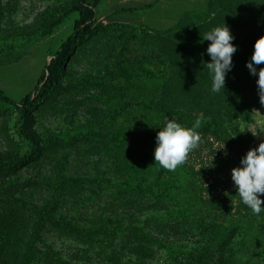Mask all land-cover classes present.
I'll return each mask as SVG.
<instances>
[{
  "label": "rangeland",
  "instance_id": "rangeland-1",
  "mask_svg": "<svg viewBox=\"0 0 264 264\" xmlns=\"http://www.w3.org/2000/svg\"><path fill=\"white\" fill-rule=\"evenodd\" d=\"M74 1L0 0V87L15 100L33 91L46 63L73 31L77 13L53 34L41 35ZM154 1L104 0L97 11L106 16ZM206 4L159 0L146 11L118 13L112 20L124 26L77 47L54 94L43 103L25 114L0 105V159L29 155L18 168L22 180L38 183L29 200L37 206L52 203L56 219L76 230L48 224L36 242L33 264H264V251L260 256L250 251L261 248L256 240L264 213L251 226L227 232L214 225L204 232L197 224L157 219L177 207L158 202L152 192L175 185L167 175L156 177L138 158L154 156L164 117L138 110L122 123L124 130L131 123H145L141 138L146 148L138 137L114 144L106 135L109 103L163 98L188 114L214 115L248 148L264 139L258 76L246 67L255 41L264 35V0H222L215 9ZM225 23L237 45L233 57L244 56L245 63L234 62L225 87L213 93L204 67L210 60L209 41L201 42V37ZM157 80L166 81L167 97ZM197 131L200 142L185 162L195 168L206 192L224 196L228 211L213 218L217 224H230L251 210L231 178L241 158L208 130ZM153 238L165 245L151 242ZM198 256L201 260L195 262Z\"/></svg>",
  "mask_w": 264,
  "mask_h": 264
},
{
  "label": "trees",
  "instance_id": "trees-1",
  "mask_svg": "<svg viewBox=\"0 0 264 264\" xmlns=\"http://www.w3.org/2000/svg\"><path fill=\"white\" fill-rule=\"evenodd\" d=\"M103 1L75 0L68 9L42 28L41 35L53 34L69 17L75 13L78 14L74 22L73 31L63 40L53 54L52 59L46 63L33 91L28 93L22 100L17 101L0 87V105L7 109L17 110L22 114L37 107L54 94L57 81L77 47L104 33L115 34L116 27L124 26L120 25L119 21L112 20L116 14L126 11H146L155 7L159 0L140 6L122 7L106 16H102L97 11ZM221 1L207 0L206 8L215 9ZM193 43L196 44L197 40H194ZM232 59L233 65L234 62L245 63L244 56L241 55L234 56ZM157 83L161 86L159 91L165 93L163 97H167L170 89L165 84L166 81L157 80ZM109 106L111 109L110 121L106 125V135L114 144L133 139L134 137L141 138L144 135L142 133L147 128L144 125L145 123H131L125 130L121 127L124 120L130 119L134 112L140 110L144 111L146 116L175 117L186 126H191L197 117L202 116L201 127L197 130H208L216 139L225 142L230 151L240 158L250 149L238 137L234 136L228 128L224 127L214 115L209 113L202 115L188 114L186 111L177 109L176 106L168 103L163 98H126L118 104L109 103ZM140 143L146 148L147 142L145 138H141ZM28 158L29 155L27 154H19L10 158L0 159V264H33L36 242L50 223L63 229L76 231L64 221L59 222L56 219L54 216L56 208L52 206V203H48L47 206H37L29 200V197H33L32 189L37 187L38 183L31 182V180H22V173L18 171L21 165L27 164ZM138 162L140 164L142 162L146 167L149 166L152 170H155L156 177L158 175H167L175 185L173 188L152 192L158 202H170L177 207V210L171 215L157 216L158 220L167 219L168 221H173L172 223L197 224L204 232L211 231V225H214V228H218L220 232H227L232 228L238 229L251 226L254 224L255 219L264 213L257 215L252 213L251 210L241 212L234 222L217 224V219L213 217L218 212L226 215L228 211L227 201L222 195L212 194L208 190L206 192V189L197 182L196 170L193 166L184 162L182 165L177 166L175 170L170 171L155 162L154 156H142L138 158ZM53 185L51 184V186ZM54 186L58 187V189H64L63 186L58 184ZM146 190L150 191L149 189ZM17 191L21 193L19 196L15 195ZM180 208L185 209V211L182 212ZM153 218L154 216L152 215L149 219L152 220ZM260 233L261 236L256 241L259 242L261 248L250 250L253 256H260L264 251V235H262L264 234V224L260 229ZM146 241L148 242V240ZM151 242L162 246L165 245L164 240L157 238H153ZM199 260H201V256H198L195 262Z\"/></svg>",
  "mask_w": 264,
  "mask_h": 264
},
{
  "label": "clouds",
  "instance_id": "clouds-1",
  "mask_svg": "<svg viewBox=\"0 0 264 264\" xmlns=\"http://www.w3.org/2000/svg\"><path fill=\"white\" fill-rule=\"evenodd\" d=\"M234 38L226 23L213 27L201 37V42L209 41L206 52L210 60L204 61V67L211 76L213 93L225 87L226 74L233 67L232 58L237 50V45L233 43ZM262 64H264V35L255 41L251 58L246 63L251 74L258 76L256 83L259 99L264 105V66L257 67ZM202 121V116L197 117L191 126H186L175 117H165L155 137V162L170 171L182 165L188 153L200 142L201 137L197 129L201 127ZM227 154L225 150V155ZM231 173L241 202L254 214L264 212V139L242 156L239 165L233 167Z\"/></svg>",
  "mask_w": 264,
  "mask_h": 264
},
{
  "label": "crops",
  "instance_id": "crops-1",
  "mask_svg": "<svg viewBox=\"0 0 264 264\" xmlns=\"http://www.w3.org/2000/svg\"><path fill=\"white\" fill-rule=\"evenodd\" d=\"M139 1H142V0H139ZM143 1L145 2V1H150V0H143Z\"/></svg>",
  "mask_w": 264,
  "mask_h": 264
}]
</instances>
